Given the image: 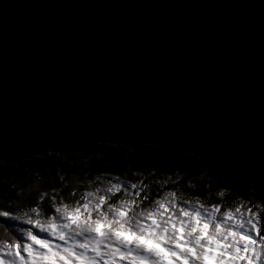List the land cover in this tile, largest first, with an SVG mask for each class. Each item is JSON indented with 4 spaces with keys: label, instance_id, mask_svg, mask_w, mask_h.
Returning <instances> with one entry per match:
<instances>
[{
    "label": "water",
    "instance_id": "1",
    "mask_svg": "<svg viewBox=\"0 0 264 264\" xmlns=\"http://www.w3.org/2000/svg\"><path fill=\"white\" fill-rule=\"evenodd\" d=\"M262 2L0 0V146L39 130L139 118L239 135L258 149ZM136 140L111 133L102 141L60 142L58 152L157 144ZM27 158L18 150L0 153V161ZM199 158L241 167L226 153ZM254 166L264 165H243Z\"/></svg>",
    "mask_w": 264,
    "mask_h": 264
},
{
    "label": "snow or ice",
    "instance_id": "2",
    "mask_svg": "<svg viewBox=\"0 0 264 264\" xmlns=\"http://www.w3.org/2000/svg\"><path fill=\"white\" fill-rule=\"evenodd\" d=\"M260 7L264 18V2ZM111 133L140 136L136 143L152 138L173 156L192 153L206 159L210 152L226 153L241 167L264 165V114L258 149L239 135L136 118L104 120L80 129L39 130L11 144L5 139L0 153L18 150L35 159L34 153L49 155L46 149L59 154L60 142L89 137L102 141ZM149 168L156 164L130 177L83 172V179L72 170L71 182L64 176L59 184L55 177L39 179L29 193L13 192L17 199L0 203V264H205L206 257L215 264H264L259 204L225 202L223 191L216 193L219 202L188 195L179 186L178 173L158 179L163 169ZM120 233L149 239L167 255L138 239L125 240Z\"/></svg>",
    "mask_w": 264,
    "mask_h": 264
},
{
    "label": "trees",
    "instance_id": "3",
    "mask_svg": "<svg viewBox=\"0 0 264 264\" xmlns=\"http://www.w3.org/2000/svg\"><path fill=\"white\" fill-rule=\"evenodd\" d=\"M35 157L19 163L0 161V203L17 199L18 196H12L13 192L29 193L36 187L34 181L39 179L55 177L59 184V177L64 176L71 182L72 170L80 173L82 179L83 172L91 176L96 172H108L130 177L131 173H143L150 163H155L156 168L149 170L163 169L158 179L166 175L175 178L178 173L181 177L179 186L188 195H200L202 199L219 202L221 198L216 193L223 191L225 202L242 199L249 206L259 204L264 216V166L237 167L228 163L207 162L190 153L173 156L165 150V146L157 144H142L133 148L97 143L95 147L81 152H50L49 155Z\"/></svg>",
    "mask_w": 264,
    "mask_h": 264
},
{
    "label": "rangeland",
    "instance_id": "4",
    "mask_svg": "<svg viewBox=\"0 0 264 264\" xmlns=\"http://www.w3.org/2000/svg\"><path fill=\"white\" fill-rule=\"evenodd\" d=\"M120 235L125 239V240H132V239H138L139 243L145 245V247L147 248H155L157 251H160L162 254H164L165 256L167 255L166 253H164L163 250H161V248L156 245L153 241L140 237V238H136V237H132L131 235L127 234V233H120ZM215 261L213 258H205V264H214Z\"/></svg>",
    "mask_w": 264,
    "mask_h": 264
},
{
    "label": "bare ground",
    "instance_id": "5",
    "mask_svg": "<svg viewBox=\"0 0 264 264\" xmlns=\"http://www.w3.org/2000/svg\"><path fill=\"white\" fill-rule=\"evenodd\" d=\"M161 250H163V249H161ZM164 251V250H163ZM215 264V263H214Z\"/></svg>",
    "mask_w": 264,
    "mask_h": 264
}]
</instances>
